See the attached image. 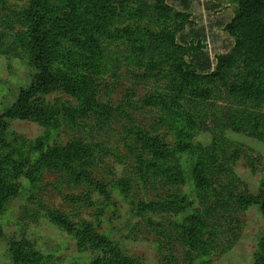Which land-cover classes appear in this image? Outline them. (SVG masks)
Wrapping results in <instances>:
<instances>
[{
    "label": "rangeland",
    "instance_id": "1",
    "mask_svg": "<svg viewBox=\"0 0 264 264\" xmlns=\"http://www.w3.org/2000/svg\"><path fill=\"white\" fill-rule=\"evenodd\" d=\"M33 1L0 0V115L37 74ZM250 11L42 3L55 82L0 128V172L18 188L0 206V264H92L58 213L117 242L121 264H264V9ZM234 22L252 35L229 59L236 95L205 98L192 72L211 74L233 50Z\"/></svg>",
    "mask_w": 264,
    "mask_h": 264
},
{
    "label": "trees",
    "instance_id": "2",
    "mask_svg": "<svg viewBox=\"0 0 264 264\" xmlns=\"http://www.w3.org/2000/svg\"><path fill=\"white\" fill-rule=\"evenodd\" d=\"M45 0H34L32 3L31 14L33 17V25L31 27V33L34 38V53L32 58V63L37 71L33 83L26 89L20 91L16 103L13 108L6 113L0 115V128H5L10 120H18L25 118L31 111L30 103L40 91L45 87L53 84L55 82V76L52 73L49 65L47 64V55L51 45V39L44 32L45 16L42 13V3ZM232 2L237 3L247 16H252L250 11L252 8L254 10L264 9V0H232ZM159 12H164L162 8H159ZM177 16H182L181 13H177ZM240 26V24H239ZM227 32L230 36L236 40L233 50L227 56H219V65L214 72L209 75H194V84L197 92H201L202 96L209 98L213 94L226 93L232 97L236 95L237 84L235 80L231 79V69L232 61L229 59L232 56H238L241 50L246 45L244 40L252 35L248 32H242L238 30L235 22L227 26ZM171 45H175V36H170L166 39ZM225 64V65H222ZM184 65V63L182 64ZM31 100V101H30ZM18 191L16 177L13 179L6 173L0 172V206L6 205L10 198L14 197V192ZM17 193V192H16ZM18 197V196H17ZM86 202L92 204V200L87 198ZM105 205V204H104ZM156 204H154L155 207ZM1 206V207H3ZM147 207L149 205H146ZM0 207V208H1ZM260 213L264 216V201L259 207ZM59 218V225L65 228V231L69 234H76L77 239L81 240L85 251H90L93 255L92 264H121L120 256H122V251L120 245L117 242L103 240L99 234L93 231V226L90 224H85L84 227L78 226L69 220L70 216H65L62 213L56 214ZM69 217V218H68ZM122 264H126L123 262Z\"/></svg>",
    "mask_w": 264,
    "mask_h": 264
}]
</instances>
